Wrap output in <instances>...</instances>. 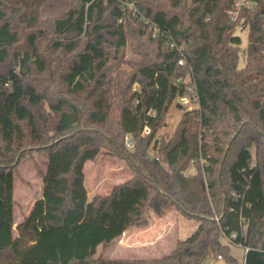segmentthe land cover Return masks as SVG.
Wrapping results in <instances>:
<instances>
[{
  "label": "trees",
  "instance_id": "trees-1",
  "mask_svg": "<svg viewBox=\"0 0 264 264\" xmlns=\"http://www.w3.org/2000/svg\"><path fill=\"white\" fill-rule=\"evenodd\" d=\"M53 1L0 0V264H212L233 258L229 238L264 264V0L236 20L237 0ZM105 148L134 175L89 200L85 164ZM33 152L47 155L42 193L16 222L15 174ZM173 209L199 225L170 253L97 255Z\"/></svg>",
  "mask_w": 264,
  "mask_h": 264
},
{
  "label": "rangeland",
  "instance_id": "rangeland-1",
  "mask_svg": "<svg viewBox=\"0 0 264 264\" xmlns=\"http://www.w3.org/2000/svg\"><path fill=\"white\" fill-rule=\"evenodd\" d=\"M46 1L56 3L53 0ZM252 3L253 0H249L244 7H250ZM243 8L238 13L237 18H239ZM57 13L58 10L55 8L46 9L43 17L41 16V20H48ZM237 33L242 36L240 66H245L248 28L244 27L241 30L239 29ZM126 57H137L133 54L131 46L126 50ZM185 79L186 81H190V76H187ZM188 87L189 90H193L192 85ZM178 99L182 104V108H179L176 102L170 107L169 113L165 118V124L160 129L159 135L170 137L183 112L197 107L195 93L193 95L186 94L183 97H178ZM131 143L128 146L130 149H133L134 142L131 141ZM252 151L254 152V147ZM46 161L47 155L40 152H33L20 161L17 167V173L15 174V199L17 201L15 221H19L23 215L29 212L34 201L41 196L43 184L42 172L46 168ZM201 164L203 165V160H201ZM186 172L195 173L196 169L194 166H191ZM85 173L86 186L90 194H106L112 190V187L116 183L122 182L134 175V171L129 162L125 158L116 155L109 148L103 149L102 154L96 160L87 161L85 164ZM155 217L158 218L159 216H154L149 213L148 224L146 226L150 224L156 226ZM159 218L158 227H160V230L159 232L153 233L155 237L154 242H151L152 240L149 238H144L148 232L141 231L140 229L145 227L142 226L138 227L139 230L123 234L109 246H100L97 255L105 258L161 257L174 250L177 241L191 235L199 225V221L196 218L186 216L177 209H173L167 216ZM134 237L135 240L132 241ZM224 242L229 243V252L233 258H215L211 261L212 264H244V247L240 244L229 242L227 239H224Z\"/></svg>",
  "mask_w": 264,
  "mask_h": 264
},
{
  "label": "built area",
  "instance_id": "built-area-1",
  "mask_svg": "<svg viewBox=\"0 0 264 264\" xmlns=\"http://www.w3.org/2000/svg\"><path fill=\"white\" fill-rule=\"evenodd\" d=\"M248 1L249 0H237L236 1L235 5L233 6V8L231 10V20H236L237 19L238 13L248 3ZM125 6L128 7L129 10H132L134 13H137V14L139 13V7L134 1L126 2ZM180 63H183V61L180 60ZM126 142H127L128 145L132 144L131 140L129 139L128 136L126 137ZM232 237H236V234H233ZM228 240L231 241L230 238ZM246 251H247V249H246ZM219 258H221V256H219Z\"/></svg>",
  "mask_w": 264,
  "mask_h": 264
},
{
  "label": "crops",
  "instance_id": "crops-1",
  "mask_svg": "<svg viewBox=\"0 0 264 264\" xmlns=\"http://www.w3.org/2000/svg\"><path fill=\"white\" fill-rule=\"evenodd\" d=\"M117 184V183H116ZM113 188V187H112ZM88 189V188H87ZM96 194H90V192H89V190H88V196H89V200H91L94 196H95ZM28 213V212H27ZM26 213V214H27ZM150 213L151 214H153L154 216H156L157 214L154 212V210H151L150 211ZM158 216V215H157ZM15 217H16V215H15ZM156 218V217H155ZM16 220V219H15ZM155 220V222H156V226L155 225H152V224H150V225H148V226H145V227H142L140 230L141 231H146V232H148V234H146V236L144 237V238H149L150 240H152L151 242H154L155 240H154V235H153V233H155V232H159V230H160V227H158V223H159V221H160V218L158 217V218H156V219H154ZM17 222V221H16ZM155 228V229H154ZM134 230H139V228L138 227H133V228H130V229H128V230H126L123 234H127V233H130L131 231H134ZM133 240H135V237L134 238H132V241ZM245 249V256H246V248H244ZM245 256H244V261H245Z\"/></svg>",
  "mask_w": 264,
  "mask_h": 264
},
{
  "label": "water",
  "instance_id": "water-1",
  "mask_svg": "<svg viewBox=\"0 0 264 264\" xmlns=\"http://www.w3.org/2000/svg\"><path fill=\"white\" fill-rule=\"evenodd\" d=\"M180 101V100H179Z\"/></svg>",
  "mask_w": 264,
  "mask_h": 264
}]
</instances>
